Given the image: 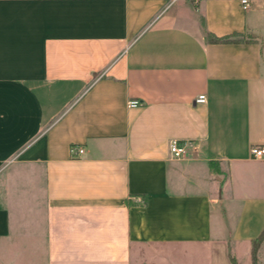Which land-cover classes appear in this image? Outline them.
I'll use <instances>...</instances> for the list:
<instances>
[{"label": "crops", "instance_id": "crops-1", "mask_svg": "<svg viewBox=\"0 0 264 264\" xmlns=\"http://www.w3.org/2000/svg\"><path fill=\"white\" fill-rule=\"evenodd\" d=\"M244 5L0 0V264H133L138 244L174 248L173 264H252L264 0Z\"/></svg>", "mask_w": 264, "mask_h": 264}, {"label": "rangeland", "instance_id": "rangeland-1", "mask_svg": "<svg viewBox=\"0 0 264 264\" xmlns=\"http://www.w3.org/2000/svg\"><path fill=\"white\" fill-rule=\"evenodd\" d=\"M174 252L172 247L133 245V264H173Z\"/></svg>", "mask_w": 264, "mask_h": 264}, {"label": "built area", "instance_id": "built-area-1", "mask_svg": "<svg viewBox=\"0 0 264 264\" xmlns=\"http://www.w3.org/2000/svg\"><path fill=\"white\" fill-rule=\"evenodd\" d=\"M245 4L244 7H247V0H242ZM196 102L203 103L206 101V97L204 94L198 95L195 99ZM139 100L133 99L128 101V105L131 107H135L139 105ZM187 143L185 141H181L178 139H171L168 144L169 152L171 158H181L184 156L187 150ZM71 154L74 156L81 155L83 153L82 147H77L76 145L71 146L70 148ZM250 154L254 158H264V145H255L250 148Z\"/></svg>", "mask_w": 264, "mask_h": 264}, {"label": "trees", "instance_id": "trees-1", "mask_svg": "<svg viewBox=\"0 0 264 264\" xmlns=\"http://www.w3.org/2000/svg\"><path fill=\"white\" fill-rule=\"evenodd\" d=\"M241 34L238 32H233L228 35L217 36L210 32H206V38L209 42L212 43H227V42H236L241 40ZM264 239V229L263 231L250 243V259L252 264H257L256 262V253L261 241ZM234 264H237L233 258H231Z\"/></svg>", "mask_w": 264, "mask_h": 264}]
</instances>
